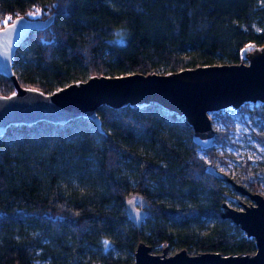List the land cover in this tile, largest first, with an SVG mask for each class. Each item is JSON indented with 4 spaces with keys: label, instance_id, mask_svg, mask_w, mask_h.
Wrapping results in <instances>:
<instances>
[{
    "label": "trees",
    "instance_id": "trees-1",
    "mask_svg": "<svg viewBox=\"0 0 264 264\" xmlns=\"http://www.w3.org/2000/svg\"><path fill=\"white\" fill-rule=\"evenodd\" d=\"M19 15H53L12 61L19 85L42 92L91 75L238 62L244 44H264V0H0V27ZM13 91L0 74V95ZM251 113L264 126V106ZM96 114L100 130L77 117L14 124L0 135V264H129L138 239L195 252L254 248L220 215L227 181L206 172L227 155L213 145L229 126L202 149L206 161L184 118L155 102L100 105ZM235 180L259 189L248 172ZM128 196L151 204L139 229L126 216Z\"/></svg>",
    "mask_w": 264,
    "mask_h": 264
},
{
    "label": "water",
    "instance_id": "water-1",
    "mask_svg": "<svg viewBox=\"0 0 264 264\" xmlns=\"http://www.w3.org/2000/svg\"><path fill=\"white\" fill-rule=\"evenodd\" d=\"M52 19L53 15L46 18L19 15L0 27V74L9 78L14 87L10 94L0 95V135L14 124L37 121L63 124L77 117L89 118L100 130L98 106L119 108L155 102L182 116L192 129V141L205 150L215 142L211 112L238 109L245 102H264V44L254 42L242 46L238 62L200 64L170 73L91 75L51 92L22 87L12 68L15 50L30 32L48 27ZM206 172L229 182L235 191L248 197V203L233 199L242 206L239 209L223 202L220 215L253 238L254 251L223 253L206 249L191 253L182 246L169 252V246L163 244L160 251L153 252L151 244L138 239L129 264H264V196L213 165L208 164ZM124 208L136 229L151 213L147 200L137 203L132 196L125 199Z\"/></svg>",
    "mask_w": 264,
    "mask_h": 264
},
{
    "label": "rangeland",
    "instance_id": "rangeland-1",
    "mask_svg": "<svg viewBox=\"0 0 264 264\" xmlns=\"http://www.w3.org/2000/svg\"><path fill=\"white\" fill-rule=\"evenodd\" d=\"M248 111L239 112L238 109L224 108L210 113V118L213 128L223 130L225 125L229 126V130L223 143L214 144V150L219 153H226L222 158L215 159L214 166L227 176L233 178L237 176H243L246 172L250 176H253L258 184V192L264 196V143L258 141L252 136V132H256L264 135V126L261 120L255 114L251 113L253 108H261L264 106V102H245ZM228 109V111H226ZM199 155L209 161L207 155L202 149L199 150ZM236 181V180H235ZM230 188V196L226 199V202L234 208H242L238 202L232 199H238L245 203L249 202L248 197L239 194L235 191L229 182L224 183ZM247 187V184L244 183ZM137 203H142L143 200L140 197L133 196ZM179 247H169L168 251ZM252 250L246 252H253ZM161 247L156 244H151V251L158 252ZM188 251L193 253L194 249L188 248ZM100 264V263H96Z\"/></svg>",
    "mask_w": 264,
    "mask_h": 264
},
{
    "label": "snow or ice",
    "instance_id": "snow-or-ice-1",
    "mask_svg": "<svg viewBox=\"0 0 264 264\" xmlns=\"http://www.w3.org/2000/svg\"><path fill=\"white\" fill-rule=\"evenodd\" d=\"M29 15H31V16H37V15H39V11L37 10L36 12L29 13ZM7 19H8V18H6L5 23H7ZM6 30H7V29H6ZM6 30H5V31H6ZM105 245L107 246V241H105Z\"/></svg>",
    "mask_w": 264,
    "mask_h": 264
},
{
    "label": "flooded vegetation",
    "instance_id": "flooded-vegetation-1",
    "mask_svg": "<svg viewBox=\"0 0 264 264\" xmlns=\"http://www.w3.org/2000/svg\"><path fill=\"white\" fill-rule=\"evenodd\" d=\"M233 200V199H232Z\"/></svg>",
    "mask_w": 264,
    "mask_h": 264
}]
</instances>
